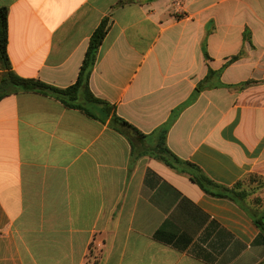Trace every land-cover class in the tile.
I'll list each match as a JSON object with an SVG mask.
<instances>
[{
	"label": "crops",
	"instance_id": "1",
	"mask_svg": "<svg viewBox=\"0 0 264 264\" xmlns=\"http://www.w3.org/2000/svg\"><path fill=\"white\" fill-rule=\"evenodd\" d=\"M118 1L0 0L13 70L72 86L110 18L95 96L146 143L177 112L168 148L220 185L264 179V0ZM109 122L37 92L0 101V264H264L252 215L133 157Z\"/></svg>",
	"mask_w": 264,
	"mask_h": 264
},
{
	"label": "trees",
	"instance_id": "2",
	"mask_svg": "<svg viewBox=\"0 0 264 264\" xmlns=\"http://www.w3.org/2000/svg\"><path fill=\"white\" fill-rule=\"evenodd\" d=\"M136 0H119L115 7L133 3ZM110 18H105L90 38L89 46L80 68L79 76L75 84L67 88H59L46 84L37 79L19 76L12 67L8 54V10L0 8V101L5 97L19 92H37L51 96L59 100L69 109H77L87 116L103 123L110 121V128L124 135L132 145V155L135 158L151 156L158 159L177 171L188 173L190 179L196 183L206 194L215 198L228 199L253 216L255 223L264 237V212L257 211L261 205L251 200V195L260 193L264 189V179L256 174H249L232 187L220 185L210 179L196 165L183 161L175 155L167 146V136L176 118L177 112L171 119L154 132L155 143H146L147 135L141 133L115 112V106L98 98L90 87V78L96 65L100 48L110 30ZM242 53L232 57L230 62L240 58ZM210 71V75H214ZM218 75V74H217ZM255 81L248 80L235 87L240 90L253 85ZM206 86L199 84L196 87L193 98ZM234 87V86H233ZM212 88V85H210ZM134 130L137 137H133L130 131ZM260 203L261 199H257ZM256 202V201H255Z\"/></svg>",
	"mask_w": 264,
	"mask_h": 264
},
{
	"label": "rangeland",
	"instance_id": "3",
	"mask_svg": "<svg viewBox=\"0 0 264 264\" xmlns=\"http://www.w3.org/2000/svg\"><path fill=\"white\" fill-rule=\"evenodd\" d=\"M257 199H261L260 201H262V203H260ZM251 200L254 201V204L256 203V205L260 204L262 206L263 203H264V199L261 197V195L259 193L252 194L251 195Z\"/></svg>",
	"mask_w": 264,
	"mask_h": 264
},
{
	"label": "water",
	"instance_id": "4",
	"mask_svg": "<svg viewBox=\"0 0 264 264\" xmlns=\"http://www.w3.org/2000/svg\"><path fill=\"white\" fill-rule=\"evenodd\" d=\"M131 135L136 137V134H135L134 130H131Z\"/></svg>",
	"mask_w": 264,
	"mask_h": 264
}]
</instances>
